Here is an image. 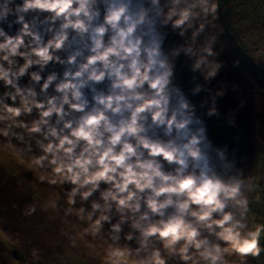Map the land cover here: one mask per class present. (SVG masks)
Segmentation results:
<instances>
[{
    "label": "clouds",
    "instance_id": "obj_1",
    "mask_svg": "<svg viewBox=\"0 0 264 264\" xmlns=\"http://www.w3.org/2000/svg\"><path fill=\"white\" fill-rule=\"evenodd\" d=\"M218 12V0H0V163L11 155L43 186L78 264H247L264 252L259 181L209 136L206 118L238 90L213 86L226 67ZM225 118L236 126L235 110Z\"/></svg>",
    "mask_w": 264,
    "mask_h": 264
},
{
    "label": "rangeland",
    "instance_id": "obj_2",
    "mask_svg": "<svg viewBox=\"0 0 264 264\" xmlns=\"http://www.w3.org/2000/svg\"><path fill=\"white\" fill-rule=\"evenodd\" d=\"M218 3L216 24L222 33L217 49L221 50L219 58L226 67L213 86L224 80L238 85V90L229 88L227 95L219 99V120L206 118L209 136L216 144L227 143L230 150H235L238 166L259 181L258 192L264 198V0ZM236 60L239 64L233 66ZM191 75L182 58L177 81L185 90L194 87ZM205 95L192 99L199 106ZM241 100L245 103L238 108ZM230 110H235V127L229 126L225 118ZM204 111L199 108L201 114ZM13 159L7 155L0 163V264H78L76 251L68 249L60 234L64 226L62 213L42 210L47 193L32 173L19 166L9 167L8 162ZM33 203L37 205L36 212L25 216L24 211ZM262 218L264 223V215ZM262 259L248 257L247 264H264Z\"/></svg>",
    "mask_w": 264,
    "mask_h": 264
},
{
    "label": "trees",
    "instance_id": "obj_3",
    "mask_svg": "<svg viewBox=\"0 0 264 264\" xmlns=\"http://www.w3.org/2000/svg\"><path fill=\"white\" fill-rule=\"evenodd\" d=\"M264 78V74H261ZM252 210L253 213H255V217H254V222L255 223H261L262 222V216L264 215V198H262V200L260 201V203H254L252 205ZM263 257L262 260H264V252L261 253V255Z\"/></svg>",
    "mask_w": 264,
    "mask_h": 264
}]
</instances>
